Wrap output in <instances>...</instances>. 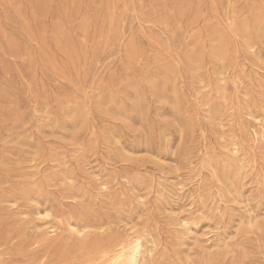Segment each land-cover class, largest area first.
<instances>
[{"label": "rangeland", "instance_id": "1", "mask_svg": "<svg viewBox=\"0 0 264 264\" xmlns=\"http://www.w3.org/2000/svg\"><path fill=\"white\" fill-rule=\"evenodd\" d=\"M117 253L264 264V0H0V264Z\"/></svg>", "mask_w": 264, "mask_h": 264}, {"label": "bare ground", "instance_id": "2", "mask_svg": "<svg viewBox=\"0 0 264 264\" xmlns=\"http://www.w3.org/2000/svg\"><path fill=\"white\" fill-rule=\"evenodd\" d=\"M125 256H126L125 253L114 254L113 257L109 260V263L110 264H123Z\"/></svg>", "mask_w": 264, "mask_h": 264}]
</instances>
